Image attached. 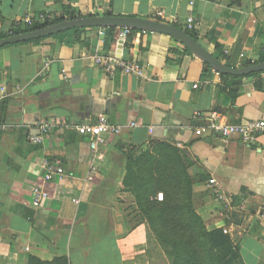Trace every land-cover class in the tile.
Wrapping results in <instances>:
<instances>
[{
	"label": "crops",
	"instance_id": "crops-1",
	"mask_svg": "<svg viewBox=\"0 0 264 264\" xmlns=\"http://www.w3.org/2000/svg\"><path fill=\"white\" fill-rule=\"evenodd\" d=\"M40 12L157 21L193 33L228 68L264 62V0H0V33L24 28L15 22ZM113 28L0 47V264L62 255L70 264H150L146 227L132 222L137 209L122 180L128 156L153 141L185 146L196 213L207 228L225 229L245 264H264V132L251 144L200 132L212 111L230 124L264 120V71L216 73L167 34L133 29L121 45ZM120 53L136 58L144 76H109L94 63L96 55ZM100 118L121 131L105 136L88 182L90 138L76 127ZM40 120L65 128L31 143ZM49 165L64 175L44 181ZM35 187L48 193L38 206Z\"/></svg>",
	"mask_w": 264,
	"mask_h": 264
},
{
	"label": "trees",
	"instance_id": "trees-1",
	"mask_svg": "<svg viewBox=\"0 0 264 264\" xmlns=\"http://www.w3.org/2000/svg\"><path fill=\"white\" fill-rule=\"evenodd\" d=\"M79 17L78 14L65 12L50 24L24 28L13 26L9 34L0 33V38ZM81 30L64 31L52 38H61L70 32L77 38ZM134 32L136 30L130 29V33ZM189 35L196 39L193 33ZM40 41L42 39L28 43ZM191 163L185 146L178 148L164 141L151 142L136 158L128 156L122 184L134 197L139 217L146 222L148 237L165 250L170 264H245L238 246L225 229L207 228L196 213L192 201V181L187 174ZM159 192L163 194L162 201L156 199ZM148 258L151 264V256L148 255ZM28 264L70 263L68 257L62 255L47 262L29 257Z\"/></svg>",
	"mask_w": 264,
	"mask_h": 264
},
{
	"label": "built area",
	"instance_id": "built-area-1",
	"mask_svg": "<svg viewBox=\"0 0 264 264\" xmlns=\"http://www.w3.org/2000/svg\"><path fill=\"white\" fill-rule=\"evenodd\" d=\"M158 16L162 17L163 13L159 11ZM61 14L59 13H50V12H40L35 16H26L21 21L15 22L16 26H25L32 27L35 25H44L50 24L55 19L60 18ZM186 28L189 30L194 29L195 20L193 17H189L185 21ZM130 32L129 28L123 27L119 28L117 32V40L121 45L125 42L128 34ZM100 34L103 32L100 31ZM226 55L229 54L228 50H225ZM95 65L103 69V71L112 76L117 71L124 74H134L140 77H143V69L139 64V61L136 58L130 60L126 59L122 53L119 55L115 54H99L94 56ZM217 73V72H216ZM197 85H194L196 87ZM4 88L0 89V93H4ZM196 116H200L199 113ZM207 123L205 127L200 129V132L211 131L212 133L219 135L222 138H228L232 135H236L245 144H251L255 141L257 134L264 132V120L257 121H247L240 124H230L226 123L221 119L218 112L212 111L207 115ZM138 123L130 122L128 123L129 127H136ZM35 133L29 132L27 135V140L31 143H42L45 135L49 134L56 128H65L64 125H59L52 121L40 120L37 121L34 125ZM5 128L4 125L0 124V131ZM76 131L84 136L90 138V149L92 152V161L89 165L88 172L86 174V181L93 182L97 174V164H95L96 154L99 148L105 143V136L108 134H118L121 131V126L111 125L105 119L100 118L97 123L94 124H82L76 127ZM53 175L61 177L64 175V170L60 166H48V172L43 176L44 181H50ZM209 184H215L214 179H209ZM34 206H38L42 199L48 198V193L39 187H35L32 191ZM157 199L162 201L163 194L158 193Z\"/></svg>",
	"mask_w": 264,
	"mask_h": 264
},
{
	"label": "water",
	"instance_id": "water-1",
	"mask_svg": "<svg viewBox=\"0 0 264 264\" xmlns=\"http://www.w3.org/2000/svg\"><path fill=\"white\" fill-rule=\"evenodd\" d=\"M86 27H103V28H129L140 31L158 32L171 36L183 44L192 54L209 64L216 72L220 74H230L245 76L252 73L264 71V62L243 67L240 69H231L220 63L208 51H206L198 42H196L186 31L183 29L147 19L135 17H122V16H88L84 18H77L73 20H63L55 24L46 26L44 28L32 30L25 33L10 35L5 38H0V47L6 45L19 44L47 38L57 35L61 32Z\"/></svg>",
	"mask_w": 264,
	"mask_h": 264
},
{
	"label": "rangeland",
	"instance_id": "rangeland-1",
	"mask_svg": "<svg viewBox=\"0 0 264 264\" xmlns=\"http://www.w3.org/2000/svg\"><path fill=\"white\" fill-rule=\"evenodd\" d=\"M160 193V192H159ZM131 213V212H130ZM131 215H133L135 220L133 219V223H138L140 222V217H139V212L138 210L132 211ZM145 224L146 227V222L142 221ZM133 226V224L131 223ZM145 242H146V254L149 257L151 256L152 262L151 264H170L168 256L163 248L158 246V244H155V242L152 240V237H148L147 230H145Z\"/></svg>",
	"mask_w": 264,
	"mask_h": 264
}]
</instances>
